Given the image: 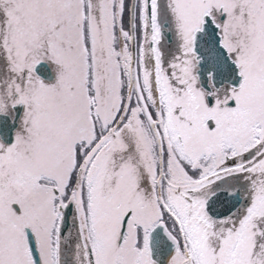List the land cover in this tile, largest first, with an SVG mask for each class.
<instances>
[{
	"label": "snow or ice",
	"instance_id": "snow-or-ice-1",
	"mask_svg": "<svg viewBox=\"0 0 264 264\" xmlns=\"http://www.w3.org/2000/svg\"><path fill=\"white\" fill-rule=\"evenodd\" d=\"M0 264H264V0H0Z\"/></svg>",
	"mask_w": 264,
	"mask_h": 264
}]
</instances>
